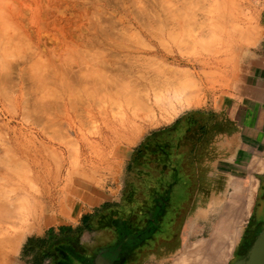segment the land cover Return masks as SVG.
Segmentation results:
<instances>
[{"label":"rangeland","instance_id":"obj_1","mask_svg":"<svg viewBox=\"0 0 264 264\" xmlns=\"http://www.w3.org/2000/svg\"><path fill=\"white\" fill-rule=\"evenodd\" d=\"M263 40L264 0H0V180L5 178L0 188L4 186L5 194V185H11L6 187L8 199L18 194L22 203L33 196L43 206L37 209L34 229L18 248L8 249V264H42L45 241L36 236L81 223L86 214L107 204H120L133 152L147 136L186 111L225 102L240 76L243 55ZM101 74L133 81L153 96L161 93V108L132 145L119 156L106 158L112 169L95 177L83 170L81 159L86 157L85 144L102 123L89 113L83 89L91 91ZM193 76L199 85L195 101L162 96L165 87ZM63 100L76 105L69 115L72 128ZM44 133L48 140L42 142ZM222 146L219 142L213 154L203 151L186 170L194 184L183 204L175 241L141 264H195L198 257L197 264L237 260L259 181L234 174ZM26 150H32L36 160H26L22 155ZM12 166H18L13 167L17 173ZM8 199L4 203L12 204ZM239 207L248 210L245 215L237 213ZM226 223L237 227L235 235L222 233ZM99 236L91 234L89 239L94 242Z\"/></svg>","mask_w":264,"mask_h":264},{"label":"bare ground","instance_id":"obj_2","mask_svg":"<svg viewBox=\"0 0 264 264\" xmlns=\"http://www.w3.org/2000/svg\"><path fill=\"white\" fill-rule=\"evenodd\" d=\"M234 18L236 19V17H234ZM239 19H241V18H239ZM99 75H97V77H98L97 80L96 79L94 80L95 83L93 84V82H92L93 87L91 86L92 87L91 91H90V89L89 90L83 89L84 94H85L86 99H87L86 101L88 104L87 103L86 104L88 105L87 107L89 108V113L91 114V116L94 115L93 117L97 118L98 122L100 120L102 123L101 129H99L97 134H95L96 136L94 137V139L85 144V149H86L85 155H86V157L81 159V161H82L81 164H82L83 170L89 171V174L92 172V174L95 177L99 176L102 172H104L106 170L112 169L111 165L106 162V158L109 155H111L115 158V157L119 156L124 151V147L132 145L138 139V137L140 135H142L144 127L153 123V121L155 119L156 112L158 111V109L161 108V105L159 103L161 93L154 92V90L152 89L154 92V96H153L150 91H146V90H145L146 92L140 91V89H138L139 87L133 84V81H128L126 83V81L123 82L124 81L123 80L122 82H119L120 80L118 78V81H117V78H116L117 76H115L116 80L115 79L113 80L112 77H111V79H107L108 76L105 78V76H106L105 74H104L105 76L103 74H101L102 76H99ZM108 78H110V77H108ZM189 78H191V79H189ZM192 78L194 79V76L188 77L187 81L186 80L185 81L183 80L184 82L180 81L182 83L178 82L179 83L178 85L176 83H175L176 85L175 84L172 86L169 85L170 87L169 88L167 87L168 89L165 87L164 90L166 91V93L162 96L164 98H173V99L176 98V100L178 99L180 101H182L184 99L188 100L189 102L195 101L196 97L198 96V92H199L198 86L199 85L198 86L195 85V84H198L196 82L197 80L195 81V79L193 80ZM129 82H131V83H129ZM78 92H80V91H78ZM58 93L59 92H57V94ZM60 97L62 98V95ZM70 97H72V96H70ZM61 102H62V100H61ZM66 102L63 103L64 105H62V103H61V105H62V108H64L65 112L67 113L66 116H67L69 125L71 126L72 122H71V118L69 117V115L71 116V114H70L71 111H74L75 108H72V106H74L75 104L74 103L71 104L70 101H68L67 103ZM170 104H172V103H170ZM80 123H81V125L84 124L82 122H80ZM71 128H72V126H71ZM48 135L49 134L47 133V136ZM41 138H42V142H45L46 140H48L45 133L42 134ZM42 146L48 147V145L46 143H43ZM15 148H17V147H15ZM32 150H26V151H24V153L22 152V155L24 154V158L26 160H29V161L36 160L35 156L32 154ZM63 154H65V153H63ZM24 158H22V159H24ZM25 162H27V161H25ZM46 162H47V160H46ZM20 163H22V162H19V165H20ZM20 166H22V165H20ZM13 167H15V166H12L11 171L17 173V170L16 171L13 170ZM16 167H18V166H16ZM16 167H15V169H16ZM36 168L37 167H34V169L32 168L33 169L32 172L34 173L33 176H34L35 180L38 181V175L39 174H38V170H36ZM48 168H49V166H48ZM59 168H62V167H59ZM17 169H19V168H17ZM25 170H27V169H25ZM30 170H31V168H30ZM5 171H7V170H5ZM16 173H14V175ZM27 173H29V172L27 171ZM59 173H60V171H59ZM59 173H57V174L59 175ZM6 174H9V173H6ZM29 174H32V173H29ZM85 174H86V172H85ZM21 175H24V174H21ZM61 175H62V172H61ZM5 176H7V175H5ZM24 176H22V177H24ZM29 176H32V175H28L27 177H29ZM16 177H17V175H16ZM19 177H20V175H19ZM45 177H47V176H45ZM26 178H25V180H26ZM31 178L33 179V177H31ZM40 178H39V180H40ZM4 179L5 178H3V180ZM20 179H21V177H20ZM29 179H30V177H29ZM58 179H60V178H58ZM5 181L7 182L8 180H5ZM10 181H11V179H10ZM31 184L33 185V182H31ZM38 184H39V182H38ZM15 186L16 185H14V187ZM34 186H35V188L37 187L36 183L34 184ZM34 186H33V190L35 189ZM41 186H43V183ZM2 187H4V186H2ZM2 187L0 188L2 190V191H0V192H2V193H0V195L4 196L3 199H8V197H7L8 191H6V187L7 188L11 187V185L10 186L5 185V188H4L5 191L4 192L6 194V197H5V194L3 193ZM20 190H22V189H20ZM10 191L11 190H9V192ZM34 192L36 193V189ZM10 193H12V191ZM37 193H39V192L37 191ZM22 194H23V192H22ZM41 195H42V193H41ZM17 196H18V194H16V196L14 194L13 197H15V198L12 201L10 199L13 197L11 196V198H10V196H9L8 200H10L12 202V204H13V201L15 200V203L13 205L11 203L10 204L4 203V200L3 199L1 200V197H0V202L3 201V203H0V264H8V258L10 256L8 249H13V248L19 247L20 243L22 242V240L24 238V235L27 232L32 231L34 229V227L36 226V224L39 222V217L37 215V209L43 207L41 202L36 201V200H38V197L32 196L31 198L26 199L25 202L21 203L22 199H20V197H18L20 199V201L17 200V198H16ZM17 201L19 202V204H16ZM38 201H40V199ZM42 202H44V200ZM248 209H249V206H248ZM38 212H39V210H38ZM233 234L235 235V233H233ZM233 234H231V235L233 236ZM231 241H232V239L230 240V242ZM231 245H233V244H231ZM229 248L231 249V247H229ZM229 248H227L226 251L229 252ZM194 258H195V256H194ZM199 259H201V258L198 257L195 260L200 261ZM210 259H212V258H210ZM197 262L195 264H197ZM204 263L206 264V262H204ZM204 263H201V264H204ZM210 263H211V261H210Z\"/></svg>","mask_w":264,"mask_h":264},{"label":"crops","instance_id":"obj_3","mask_svg":"<svg viewBox=\"0 0 264 264\" xmlns=\"http://www.w3.org/2000/svg\"><path fill=\"white\" fill-rule=\"evenodd\" d=\"M241 69L240 76L236 77L233 88L229 92L225 102L210 108H198L186 111L175 122L192 112L211 114L213 119L210 125L207 150L213 154L215 147L220 142L221 146L223 145L222 151L225 154V162L230 165L233 173L240 172L242 175L240 178L245 181H259V187L256 192L257 197L264 178V40L243 55ZM174 123L168 124L163 128L172 127ZM185 130H187L186 125L180 128L181 132ZM174 155H176V152ZM178 158H182L180 154ZM196 162L197 160L194 161V163ZM177 209L182 213V208ZM246 211L245 208H237V213L240 216L245 215ZM87 215H92V213L85 216ZM240 216L237 217L240 218ZM180 219L181 217L178 221ZM114 222L109 217L104 218L103 222L96 224L98 229L92 232L84 229L85 226L82 220L81 223L77 222L72 226L71 224L62 226L59 230L49 233L46 237L42 235L36 236V238L41 237L44 241L51 239L60 240L63 236L71 233L75 235L80 233L81 230V242L91 247H98L113 241L112 230ZM234 230H236L235 225L226 223L222 228V233L226 237H229ZM95 233L100 234V236L94 242H91L89 238L91 234ZM175 234L176 232L173 236V242L172 240L170 241L172 244L175 241ZM25 244L27 245V242ZM162 248H165L164 245L157 252ZM157 252H141L139 255L131 258L127 264H141L147 256ZM100 257L102 260H99ZM105 262L107 263L101 255L94 259V264ZM42 264L53 263L50 259H45Z\"/></svg>","mask_w":264,"mask_h":264},{"label":"trees","instance_id":"obj_4","mask_svg":"<svg viewBox=\"0 0 264 264\" xmlns=\"http://www.w3.org/2000/svg\"><path fill=\"white\" fill-rule=\"evenodd\" d=\"M212 119L209 113H188L172 127L147 136L131 156L127 168L129 178L121 203L107 204L94 214L85 216L84 229L96 231V224L103 222L104 218L115 221L130 214L137 215L141 208H153L157 202L183 209L194 184L186 170L207 150ZM184 125L187 130L181 132Z\"/></svg>","mask_w":264,"mask_h":264},{"label":"flooded vegetation","instance_id":"obj_5","mask_svg":"<svg viewBox=\"0 0 264 264\" xmlns=\"http://www.w3.org/2000/svg\"><path fill=\"white\" fill-rule=\"evenodd\" d=\"M153 208H141L142 211L117 218L112 230L113 241L98 247L81 242L80 233L63 236L62 239L45 241L41 246V255L53 264H94V259L101 255L107 263L127 264L141 252H157L163 245L167 248L176 232L181 214L177 208L157 202ZM181 216V215H180ZM85 226V224H84ZM264 227V178L258 196L251 211L246 231L242 235L237 249V260L242 259L253 239ZM33 249V247H30ZM38 252V248H36ZM40 256H38L39 259ZM235 261V262H236ZM234 262V263H235Z\"/></svg>","mask_w":264,"mask_h":264},{"label":"water","instance_id":"obj_6","mask_svg":"<svg viewBox=\"0 0 264 264\" xmlns=\"http://www.w3.org/2000/svg\"><path fill=\"white\" fill-rule=\"evenodd\" d=\"M242 259L234 264H264V227L260 233L253 239L249 249ZM99 260H102L100 257Z\"/></svg>","mask_w":264,"mask_h":264}]
</instances>
